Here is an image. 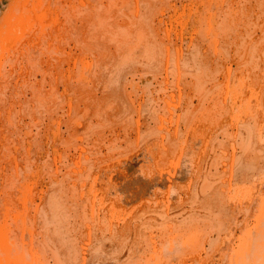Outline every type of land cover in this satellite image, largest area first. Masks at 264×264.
<instances>
[{
  "label": "bare ground",
  "instance_id": "6f19581e",
  "mask_svg": "<svg viewBox=\"0 0 264 264\" xmlns=\"http://www.w3.org/2000/svg\"><path fill=\"white\" fill-rule=\"evenodd\" d=\"M254 221L264 0H0L1 262L264 264Z\"/></svg>",
  "mask_w": 264,
  "mask_h": 264
},
{
  "label": "rangeland",
  "instance_id": "374dc122",
  "mask_svg": "<svg viewBox=\"0 0 264 264\" xmlns=\"http://www.w3.org/2000/svg\"><path fill=\"white\" fill-rule=\"evenodd\" d=\"M170 27H171V24H170ZM31 37L32 36H30L27 39V42H25L24 45L17 46L13 50V52H11L10 57L8 58V65H9L8 66V74L9 75L13 74L14 66L17 63L18 64H17V67L15 69V73L20 69V65L27 63L28 60H30L32 62L39 60V57H40L39 51H42L44 47H42V46L32 47ZM29 51H30V53H28ZM65 68H68V64H66ZM39 78H41V76ZM15 79H16V77L13 78V83L15 82ZM47 88H49V87H47ZM254 225L257 226V230L259 232V235H262V233L264 232V227L262 225H260V222H256V221H254ZM239 253H240V251L238 252V255H237L238 259L240 258V255H241ZM3 259H6L5 256H3ZM0 264H6V262L4 263V262L0 261Z\"/></svg>",
  "mask_w": 264,
  "mask_h": 264
}]
</instances>
